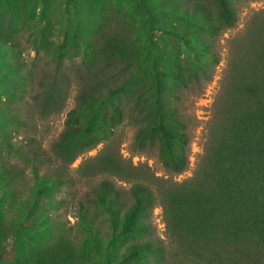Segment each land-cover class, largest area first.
Masks as SVG:
<instances>
[{"label": "trees", "instance_id": "16d2710c", "mask_svg": "<svg viewBox=\"0 0 264 264\" xmlns=\"http://www.w3.org/2000/svg\"><path fill=\"white\" fill-rule=\"evenodd\" d=\"M66 1L71 29L57 43L53 0H0V53L8 60L0 62V76L8 82L0 81L14 90L4 99L0 93V117L12 129L0 134L9 156L0 160V264H162L165 247L149 222L155 204L184 257L203 264H253L264 257V12L235 37L202 152L192 174L173 181L122 159L110 138L128 116L134 149H153L171 173L185 170L189 131L179 103L210 78L218 61L215 38L236 19L231 0H211L213 8L205 0H136L152 19L146 25L134 12L107 9L123 0ZM152 28L179 38L190 55H164L151 40ZM26 49L34 53L31 62ZM40 56L45 65H38ZM73 56L79 57L72 66L75 102L50 154L32 136L14 145L10 139L25 123L15 99L34 91L30 98L41 116L60 110L72 80L62 63ZM104 141L80 175L107 174L128 188L103 177L79 194L68 190L77 181L68 164ZM25 166L31 184L23 189ZM65 185L69 199L57 197ZM63 208L71 209L73 223L60 220Z\"/></svg>", "mask_w": 264, "mask_h": 264}, {"label": "rangeland", "instance_id": "374dc122", "mask_svg": "<svg viewBox=\"0 0 264 264\" xmlns=\"http://www.w3.org/2000/svg\"><path fill=\"white\" fill-rule=\"evenodd\" d=\"M205 1L208 6L213 8V2L211 0ZM53 2L55 3V6L52 3L53 6L57 8L52 17L55 18L53 22L54 32L52 40L58 43L65 40L66 32L71 29L72 12L66 0H53ZM231 3L233 4L235 10L236 19L232 26L223 29L215 38L214 47L215 51L217 52L218 61L212 68L210 78L208 80L201 81L196 89L186 91L179 103V107L181 108L184 118L188 123L189 131L188 164L185 170L178 174L171 173L160 165L153 149L147 151L134 149L132 147V138L135 125L128 116H126L122 122L115 127L113 135L110 138V143L122 159L129 161L132 165H146L155 176L173 181H180L192 174L197 159L202 152V144L206 134V124L212 115L214 100L217 97V94L221 88V83L225 77L227 63L231 59L230 57L231 50L233 49V41L236 40L235 37H237L246 29L252 18L257 13L264 12V0H231ZM115 7H119V15L121 13L125 14V16L129 14L132 15V12H134V14L137 15L135 16V19L137 20L136 22L139 24L146 25L152 20L147 14L140 12V6L138 3H136V0H123V3L120 5H114V2H109L107 9L111 10V8L113 9ZM125 10H127V12H124ZM157 16L161 21H165L175 27H179L181 30L184 29L180 23H178V20L175 21V19L170 18V16L167 17L164 14L156 15V17ZM150 36L157 49L160 52H163L164 55H169L170 57L172 55H179L181 57L190 55L182 44L181 40L172 36L171 34L152 28L150 31ZM70 46L71 44L69 43V50ZM2 51L0 53V62L8 61L7 58L3 56ZM33 54L34 53L32 50L26 49V51L23 53L25 61L31 62ZM78 60V56H73L71 59H64L62 63V67H64L63 70L69 74L72 80L67 88L66 97L60 110L48 113L45 116H41L33 106L32 99L30 98L31 95L34 94V91L26 92L21 101H17L15 99L13 107H16L19 116L24 119L25 123L24 125L18 126L19 131L15 133L14 137L10 139L14 145L21 146L26 137L32 136V138H34L36 141V145L39 147V150L46 154H50V143L57 137L58 133L63 127V120L66 110L72 107L75 102L74 97L78 85L73 79L75 75L73 73L72 66L76 65V62H79ZM36 61L38 62V65L42 66L45 65V62H48V59L43 57L41 58L40 56ZM0 80H2L1 76ZM0 83L2 84L0 85L2 99H4V97L7 95L9 96L10 93H14L12 87L10 88L9 86H4L3 84L5 83L1 81ZM2 131L9 133V131L12 132V129H10L9 124L7 127L5 121L0 117V134ZM105 143L108 142L104 141L96 144L94 147L79 154L71 163L68 164L67 174L70 175V177H72L74 180H77L74 183V186L70 189L68 188V190H73L74 192L76 190V194H79L84 189H87L89 185L94 184L103 177L110 178L113 180V182H115L116 185H119L124 189L128 188L129 182L116 180V178L107 174H96L94 176L80 175L81 167L84 165V162L98 154L103 149ZM0 160L9 161V156H7L6 149L4 145L1 144ZM10 161L16 162L19 166H22V162L16 157H11ZM27 170L28 168L25 166L26 174L25 179L22 182L23 189L31 184ZM67 187V185L63 186L61 192L57 193V197L61 196L69 199L70 196L67 194ZM58 212V217L64 222L65 225L73 223L74 218L71 216L70 208L59 209ZM149 222L152 226L155 238L160 239L165 247V257L161 262L162 264H203L202 258H197L195 261H193L192 259L184 257V255L181 254L180 248L175 242L171 240L168 235L162 209L158 204H155L150 209ZM11 240L12 239L9 238V235H7L3 240V249L7 252L9 251L10 244L12 243ZM253 264H264V257H260V259Z\"/></svg>", "mask_w": 264, "mask_h": 264}]
</instances>
